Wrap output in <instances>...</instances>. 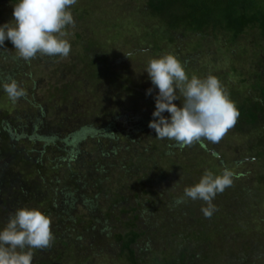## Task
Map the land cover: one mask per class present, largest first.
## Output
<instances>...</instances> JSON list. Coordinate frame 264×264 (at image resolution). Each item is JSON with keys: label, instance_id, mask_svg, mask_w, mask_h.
<instances>
[{"label": "trees", "instance_id": "1", "mask_svg": "<svg viewBox=\"0 0 264 264\" xmlns=\"http://www.w3.org/2000/svg\"><path fill=\"white\" fill-rule=\"evenodd\" d=\"M138 1L126 24L108 25L123 14L109 18L100 1L75 6L77 20L89 18L92 6L101 9V17L89 30L92 36L75 34L69 40L71 59L65 64L57 63L65 58L40 55L26 62L10 51L11 41L0 49V230L20 208L50 217L54 240L49 248L33 250L32 264H264V0ZM1 2L11 8L18 0ZM110 28L113 35L105 39ZM247 32L254 59L222 49L224 71L217 69L218 60L210 72L191 67L178 45V37L189 35L195 49L223 36L227 42L222 43L235 45ZM125 36L135 52L113 55V46ZM140 49L154 58L173 54L189 78L219 79L239 111L223 138H244L245 148H237L236 157H228V140L181 148L150 135L158 89L145 71L150 58H141ZM119 55L123 59L114 57ZM20 67L30 69L23 81L32 85L31 95L36 86L45 92L43 104L34 95L20 98L27 108L18 119L10 114L13 101L2 85L9 76L16 80ZM37 67L58 74L57 81L35 75ZM218 71L232 75L237 86L226 84ZM111 88L128 92L133 104L120 110L118 100L119 111L111 113L101 99ZM225 168L234 172L233 184L213 200L217 211L211 218L202 213L207 205L201 200L175 203L206 170L220 174Z\"/></svg>", "mask_w": 264, "mask_h": 264}, {"label": "clouds", "instance_id": "2", "mask_svg": "<svg viewBox=\"0 0 264 264\" xmlns=\"http://www.w3.org/2000/svg\"><path fill=\"white\" fill-rule=\"evenodd\" d=\"M76 3L77 0H18L13 5L14 24L0 25V46L10 40L17 58L26 62L37 55L67 58L71 52L67 29L75 27L70 8ZM145 71L158 89L153 119L148 125L155 137L175 141L181 148L204 140L219 143L237 123L239 111L217 77L209 74L204 79L196 75L189 78L173 54L150 59ZM2 86L13 102L26 96L10 76ZM152 91L149 88L146 94ZM177 92L183 97L181 106L174 103L180 100ZM165 112L170 115L165 116ZM234 175L228 168L220 174L206 170L198 183L184 188L183 196L175 203H184L186 198L201 200L207 205L201 208L202 213L211 218L217 211L213 200L232 186ZM51 223L50 217L38 209H17L0 230V264H32L34 249L52 245Z\"/></svg>", "mask_w": 264, "mask_h": 264}, {"label": "rangeland", "instance_id": "3", "mask_svg": "<svg viewBox=\"0 0 264 264\" xmlns=\"http://www.w3.org/2000/svg\"><path fill=\"white\" fill-rule=\"evenodd\" d=\"M97 1H100L101 2L100 4H102L101 7L105 8L108 11L109 18L111 17V15L114 12H116V13L121 12L123 14L122 17L118 15L120 18L115 17L111 22L109 21L110 19H108V21H109L108 25H113L114 23H120V22H123L124 24H126L128 22V19H129V21L132 20L129 17L128 13H131L133 11L134 6H136V7L140 6V1H138V0H97ZM85 2H89V0H82V1L77 0V3L70 8V11L72 12V10L75 6L78 7L79 3H81V5H83ZM126 6L128 8H126ZM97 7H100V6H97ZM87 9H89V11H90L89 18H86V19L80 21V20H77L76 17L73 15V18L75 20V27L74 28H72V27L68 28L67 31L69 32V36L66 37L68 40H70L75 34H78L79 37H81V39H83L85 37L89 38L90 36H92V34H91V32H89V30L94 28L95 26H98V24H99L98 19L101 17V9L100 8L97 9L94 6H92V9L90 7H87ZM127 9H129V11H126ZM116 13H115V15H116ZM103 16H104V14H103ZM125 16H128V17H125ZM131 16H134V15H131ZM135 17H137V16H135ZM12 20H13V7L9 8V7H7V5H5V3L1 2L0 3V25H4L5 23H9V22H10V24H14V21H12ZM87 28H88V30H87ZM96 32H98V31L96 30ZM112 35H113V30L110 28L108 30H104V34L102 36L105 39H106V37L108 39H110V37ZM137 35H138V33H135V37H137ZM131 36L129 38H132ZM221 37L222 36H220V38ZM178 38H179V42H180L178 45L181 44L180 49L182 50L183 58H187L186 61L189 62L191 67H194L195 69L198 68L199 71H200V67H201L202 72H210L212 69V64L215 60H218L217 69L224 71L226 65H225V63L221 62L222 49H224L225 52H227V53L233 54V56L237 55L239 52H244L245 53L244 56L246 57L245 59H249L250 61L254 59L253 58V53H254L253 48H254L255 44H253V42H252L253 37L251 35V32L250 33H248V32L244 33V35H242V37L239 39V41L235 45L229 44V43L228 44L222 43V42H227V37L223 36V38L218 40L219 45H218V42H206V43L204 42V46H203V48H201V50L197 49V48L196 49L193 48V44H191L192 42H191V36L190 35L186 36V37L180 36ZM124 39H126V42H128V37L125 36ZM124 39H119L117 41L118 43L115 46H113V52H114V53L112 52L113 55L120 54L122 57L126 58V57H128V55L130 53L135 52V51H130V46H132L131 42H128L129 46L123 45L121 43V42H124ZM134 40H136V39H134ZM6 41H10V40H5L4 44H6ZM109 42H111V41H109ZM224 45H226L229 48L226 47V49H225ZM262 45L264 46V44H262ZM118 46H121V47H118ZM125 46H127V47H125ZM219 46H221V48H219ZM161 48L165 49V51H174L173 46L169 47L166 44H161ZM0 49L1 50L7 49V47L3 45V46H0ZM75 50H76V52H78L80 49L78 46H76L75 48L73 47L74 54H75ZM140 50H143L142 51L143 55H141V58H145V59H148V58L153 59L154 58V56L151 55L148 51H144L145 49H140ZM10 51L16 52V50L13 49V46H12V50H10ZM112 53H111V55H112ZM16 54H17V52H16ZM158 54L160 55L161 52ZM119 56H114V57L116 59H123L121 56L120 57ZM234 57H237V56H234ZM69 59H71L70 54L67 58L62 59V61H57V63L59 62V63L65 64L66 62H69ZM115 61H117V60H115ZM248 65L249 64H246L245 69H247V68L249 69ZM57 66L58 65H55L56 68H57ZM79 67H80V65H78L76 67V71L78 73L80 70ZM63 69H64V65H60V68L58 69V71L62 70L63 78H65L67 73H66V71H63ZM195 69L190 68L188 70V72L192 75V74L196 73ZM29 70L30 69H25L24 67H20L19 71H18V75L16 77V81L18 82L19 86L25 90L26 96L29 97L30 100H32V96L34 95L35 100L38 101L39 104H41L43 101V95L42 94H44V92H45V90L43 91V89H45V87L43 86L44 88H41V86H38V87L36 86L35 90L33 89L34 93L31 95L30 89H31L32 85H29L26 82V80L23 81V78L26 77L25 76L26 72ZM218 72L223 76V78L226 81V84L237 86L235 84L236 80L234 79V77L232 75H224L220 71H218ZM34 74L39 75V76H45L46 79L49 80L52 84H54V82H56L58 79V74L57 75L53 74V76H50L48 74V70H46L44 67H37ZM240 80L241 79H239L238 82ZM117 83L123 84V80L120 82H117ZM108 88H110L109 84H108V87H106V89L108 90ZM119 90H121V91H119ZM117 91H119V92H117ZM177 95H179L180 100L183 99V97L180 96L179 92H177ZM132 98L133 97L130 94H128V92H125L124 90H122V88H120V89H112L111 88L108 91V94L106 96H103L101 99H102V101L107 100L108 104L110 105V107L112 109L110 112L113 114H116L115 112L119 111V109L117 107V106H119V104L117 103L118 100H120V106H121L119 108H120V110H123L124 108L128 109L129 106H131V104H133ZM125 99H128L129 101H125ZM180 100H178L177 103H176V101H174V103H176L178 106H181ZM135 101H137V99ZM91 104H92V100L90 101V105ZM137 104H139V103H137ZM113 107H117V108H113ZM22 108L23 109L27 108V105H25V103L22 100L18 99L16 102H13L10 114L12 116L13 115L19 116V114H21V112L23 110ZM99 109H97L96 112H98ZM107 109H109V108H107ZM96 115L98 117V114H96ZM94 117H96V116H94ZM100 118L103 119L102 116ZM18 119H20V116L18 117ZM100 121H102V120H100ZM152 134L156 135L155 131H151L150 135H152ZM149 139L151 141V140L155 139V137L153 138V136H151V137H149ZM227 140L229 141V143H228L229 144V146H228V148H229L228 149V152H229L228 157L229 158H233L234 156L236 157L237 154L235 153V150L237 148H240V146L245 142L244 138L222 139L220 141V143L223 141L225 143V141L227 142ZM242 146L245 148L244 145H242ZM239 151H240V153H243V150H239ZM225 153L223 155L226 157L227 154H225ZM258 211L260 212V216H262L261 214L263 213V210L261 208H259ZM106 262L111 263L110 260L109 261L106 260Z\"/></svg>", "mask_w": 264, "mask_h": 264}]
</instances>
